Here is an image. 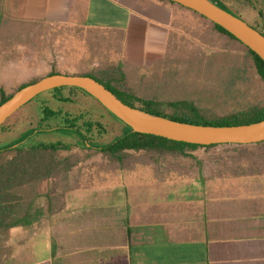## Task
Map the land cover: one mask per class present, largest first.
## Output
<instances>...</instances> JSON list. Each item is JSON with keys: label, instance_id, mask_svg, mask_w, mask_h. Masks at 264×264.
Wrapping results in <instances>:
<instances>
[{"label": "crops", "instance_id": "obj_1", "mask_svg": "<svg viewBox=\"0 0 264 264\" xmlns=\"http://www.w3.org/2000/svg\"><path fill=\"white\" fill-rule=\"evenodd\" d=\"M173 3L0 0V44L62 37L112 61L141 20L170 22L185 7ZM217 151L193 150L207 158L186 174L113 163L98 149L62 151L79 157L40 181L29 226L7 230L0 264H264V140L221 148L219 160Z\"/></svg>", "mask_w": 264, "mask_h": 264}, {"label": "rangeland", "instance_id": "obj_2", "mask_svg": "<svg viewBox=\"0 0 264 264\" xmlns=\"http://www.w3.org/2000/svg\"><path fill=\"white\" fill-rule=\"evenodd\" d=\"M238 9L247 21H256L264 30V3L257 9H249L240 0H227ZM232 2V3H231ZM224 4L227 5L225 2ZM173 5L180 6L173 3ZM262 14L257 15V10ZM173 13V20L145 18L141 20L137 34L124 55H114L112 61H102L88 45L63 44L62 37L48 39L42 44L38 40L24 45L0 44V86L6 91L18 84L55 69L63 73L92 71L99 73V67L116 66L129 86V91L138 94L149 102L133 100L137 105L150 107L160 113L176 110L173 101L189 100L207 117L216 118L264 102V86L256 73L251 55L233 37L217 28L205 17L187 7ZM160 15V14H157ZM4 25V24H3ZM110 26L112 24H109ZM207 26L208 31L203 27ZM129 39V38H128ZM150 44V45H149ZM131 45V46H130ZM131 49V50H130ZM245 65L247 71L235 70L241 74L232 80L231 67L236 63ZM81 108L94 105L104 109L99 102L85 90L76 87ZM49 91L42 92L23 104L4 123L13 128L2 132L0 129V148L17 141L26 134V128L15 124L17 116L31 113L36 98L47 97ZM77 95V96H78ZM90 103V104H88ZM76 107V106H75ZM73 107V108H75ZM105 110V109H104ZM113 120H119L105 110ZM114 121V122H115ZM119 123H115L117 127ZM113 128L101 140H109L119 131ZM28 137V136H27ZM26 137V138H27ZM29 138L39 141H70L82 144L85 138L76 131L61 126L53 129L32 131ZM81 154V153H80ZM84 154V153H83ZM3 155V152H2ZM78 155V154H77ZM79 156H76L78 159ZM24 224H29L26 222ZM14 236V241H15ZM2 250V244H1ZM2 261V257H0Z\"/></svg>", "mask_w": 264, "mask_h": 264}, {"label": "trees", "instance_id": "obj_3", "mask_svg": "<svg viewBox=\"0 0 264 264\" xmlns=\"http://www.w3.org/2000/svg\"><path fill=\"white\" fill-rule=\"evenodd\" d=\"M168 1L175 2L172 0ZM217 1L226 9L245 19L243 17L244 15L239 12L238 9L233 8L227 0ZM240 1H242L241 3L243 4H247L249 9L251 8L253 10L259 8L258 3L261 2V0ZM225 2L227 5L224 4ZM262 2L264 3V0H262ZM260 14H262V9L257 10V15L260 16ZM206 19L215 25L217 28L216 30L227 33L245 48L247 53L251 55L254 69L261 78L264 86V61L253 50L248 48L221 25L208 18ZM247 22L264 34V30L259 27L256 21L250 20ZM244 64L248 66L246 62H244ZM245 65L240 67L236 61L233 67H231L233 71L231 72L233 75L231 81L241 74V72L235 73V70L247 71L248 68ZM99 71V73L92 71L74 73L93 76L124 102L172 119L204 124H238L264 118V102L258 105L248 106L227 115L210 118L205 116L194 103L183 99L172 102L176 108L173 112L160 113L156 109L140 106L133 102V100H141L146 103L150 100L137 97L128 90L117 65L112 67L108 66L106 68L99 67ZM55 72L61 71L52 69L45 74ZM45 74L22 82L10 91H6L0 86V103L21 86L33 82ZM74 88L76 87H55L46 90V92L49 91L47 97L36 98L31 113H23L20 117L17 116L18 121L15 123L19 124L21 127H25L26 134L17 141L0 148V257H2V260L5 254L4 240L6 232L9 228L30 220L32 204L38 196L40 181L75 164L77 160L76 156L78 155L75 152L70 155H65L62 152L64 150L98 149L113 163L118 162L122 164L127 161L128 163L140 161V163L144 162L157 167H163L167 171L171 170L175 173L186 174L190 173L195 166L204 163V160L207 158V155L204 157L193 153L195 149L203 148L207 152V150L212 147H217L218 151L211 155L214 156L216 160H219L222 159L224 155L222 151H219L221 148L226 149L231 147L237 150L241 148L243 144H248H199L169 139L152 133L133 131L128 125L124 124L119 118L108 111L101 103L99 104L110 114L115 116L119 122L107 115L104 109H98L94 105L85 107V109L81 108L82 106L79 105L82 104L81 101L85 102V99H80L78 94V96L73 94L75 92ZM116 122L119 123L117 127L115 126ZM59 126L67 130L79 132L84 136L85 141L81 145H78L70 141H39L29 138L30 133L36 129H47ZM115 127L116 130L119 131L116 135L112 136V138L107 141L101 140V137L108 134ZM0 129L2 132H5L13 128L2 123ZM37 130L35 132H37ZM258 142L260 141L253 143ZM86 143H88V145H86ZM95 144L96 146H94ZM226 154V159H228L230 155H228V153Z\"/></svg>", "mask_w": 264, "mask_h": 264}, {"label": "water", "instance_id": "obj_4", "mask_svg": "<svg viewBox=\"0 0 264 264\" xmlns=\"http://www.w3.org/2000/svg\"><path fill=\"white\" fill-rule=\"evenodd\" d=\"M221 25L264 61V34L217 0H172ZM59 86L79 87L91 94L131 130L169 139L199 143H253L264 140V118L238 124L180 121L130 105L93 76L55 72L15 90L0 103V126L18 108L38 94Z\"/></svg>", "mask_w": 264, "mask_h": 264}]
</instances>
